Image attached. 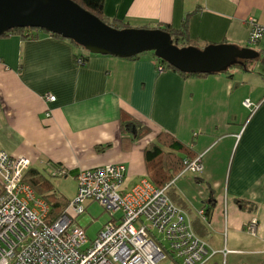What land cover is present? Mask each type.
Returning <instances> with one entry per match:
<instances>
[{"label":"crops","instance_id":"0c3cea01","mask_svg":"<svg viewBox=\"0 0 264 264\" xmlns=\"http://www.w3.org/2000/svg\"><path fill=\"white\" fill-rule=\"evenodd\" d=\"M103 13L132 27L185 22L198 46L231 43L258 51L247 69L183 76L157 71L151 53H88L66 38L38 32L0 36V148L30 167L64 176L122 163L130 188L163 185L144 149L166 132L200 154L202 169L168 183L179 207L200 222L195 232L216 252L206 264L264 259V0H104ZM254 25L261 35L248 43ZM81 55V62L77 61ZM53 95L47 100L46 95ZM248 99L253 106L242 104ZM147 129L144 134L140 126ZM123 181V182H124ZM131 183V184H130ZM254 203V209L249 204ZM177 205V204H176ZM211 206L207 220L197 210ZM257 219L254 235L243 224ZM226 249V251L224 250Z\"/></svg>","mask_w":264,"mask_h":264},{"label":"built area","instance_id":"2783aa9c","mask_svg":"<svg viewBox=\"0 0 264 264\" xmlns=\"http://www.w3.org/2000/svg\"><path fill=\"white\" fill-rule=\"evenodd\" d=\"M261 31L260 25H254L248 43L258 40ZM77 61L81 62L80 56ZM156 69L161 71V66ZM242 104L253 106L248 99ZM30 164L26 156L0 148V264H206L216 252L194 232L187 212L167 194L170 182L154 188L143 181L124 191L122 163L80 169L74 197L53 221L46 222L49 205L22 181ZM184 164L181 173L199 172L200 154L184 159ZM63 173L60 167L50 170L52 176ZM91 202L101 205L109 219L88 239L75 217ZM197 213L205 220L203 208ZM256 227L255 217L243 224L251 235ZM153 231L167 248L152 238Z\"/></svg>","mask_w":264,"mask_h":264},{"label":"water","instance_id":"95a60500","mask_svg":"<svg viewBox=\"0 0 264 264\" xmlns=\"http://www.w3.org/2000/svg\"><path fill=\"white\" fill-rule=\"evenodd\" d=\"M15 27H36L58 34L90 53L128 57L151 51L186 73H219L259 58L253 48L231 43L178 46L160 28H115L73 0H0V35Z\"/></svg>","mask_w":264,"mask_h":264},{"label":"trees","instance_id":"16d2710c","mask_svg":"<svg viewBox=\"0 0 264 264\" xmlns=\"http://www.w3.org/2000/svg\"><path fill=\"white\" fill-rule=\"evenodd\" d=\"M73 1L78 3L81 7H83L90 13L94 14L104 23L112 27H115V28L132 27L128 23L118 20L114 17L110 18V17L105 16L103 13L104 0H73ZM141 27H149V26H141ZM154 27L167 31L170 34L172 42L178 46H186V45L198 46L196 41H194L188 36L186 25H185V22L183 21L178 28L171 27L170 25L166 23H159L155 25ZM40 31L48 33L47 31L40 29V28H36V27H15V28H11L7 30L0 36L7 35L9 33H18L22 38H35L37 37L38 32ZM48 34L52 36H56V37H61L60 35L55 34V33H48ZM68 40L71 41L76 47L81 48L80 46L75 44L72 40L70 39ZM199 47H202V46H199ZM83 50L86 51L85 49ZM151 54L153 55L155 67L157 65H160L161 70L169 68L183 76H189V75L201 76V75L207 74V73L182 72L174 68L173 66L169 65L165 61L159 59L152 52ZM137 55H132L128 57L135 58L137 57ZM79 56L82 58L81 55H78V57ZM249 63L250 61H245L244 66L242 65H232V66L233 67L238 66L243 69H247L248 68L247 66ZM232 66L228 67L225 71L219 72V73H228L229 69ZM146 131L147 129L145 128V126L141 125L140 131H138L140 133L139 134L137 133L136 136L144 134ZM186 147L187 145H184L183 143L179 142L176 138H174L172 135L166 132H163V131L157 135L156 143H148L146 145L144 149L145 160L147 162L148 169L152 171L153 174L158 177L157 179H155V182H159L161 184L163 181H166L163 185L157 186V188H160L166 185L168 181H170L176 174L182 171V169L185 166L184 159L190 160L194 158V156H189L186 154L170 155L167 152V148L174 150L175 152L177 151L183 152L185 149H187ZM63 174H65V170ZM50 176L52 175L50 174ZM22 181L28 184L33 189V191L34 189H36L40 193V196H41L40 199H42L44 202H46V204L49 205V211L45 218L46 222L53 221L60 214V212L63 210V208L66 206V204L69 201V200L62 201L58 196H55L54 194L55 192L45 193V191H47L46 189H49V188L46 183L45 177L42 175L41 171L38 170L37 168L29 167L24 173L22 177ZM1 192L2 190L0 188V194ZM167 194L169 195V197L175 204L179 205V202L176 200V197L174 196V192L172 191V184L168 185ZM254 206H255L254 203H250L249 209L250 210L254 209L255 208ZM203 209H204V214H205V220H207L210 214V211H211V206L210 205L206 206V208H203ZM191 225H192L194 232L197 231L196 226H199V228L202 226L200 222H197L195 219L191 221ZM259 264H264V259Z\"/></svg>","mask_w":264,"mask_h":264},{"label":"rangeland","instance_id":"374dc122","mask_svg":"<svg viewBox=\"0 0 264 264\" xmlns=\"http://www.w3.org/2000/svg\"><path fill=\"white\" fill-rule=\"evenodd\" d=\"M142 53H151V51H145ZM259 59V58H258ZM256 60V59H255ZM233 67V66H232ZM42 175L45 177L48 188L45 193L55 192V196H58L62 201L70 200L74 197L76 181L71 175H58V176H50L49 172L41 171ZM186 175L192 176L193 174ZM196 174V173H194ZM124 181V180H123ZM131 184V183H130ZM123 190L126 191L130 189V185H127L126 182H123ZM34 194L37 198H40V193L34 189ZM29 205L32 206V203L29 202ZM109 219L107 212L103 209L101 205L97 202L89 203L85 210L75 217V221L85 227V233L88 239H93L96 232L99 228ZM152 238L162 246L168 247V244L165 240L162 239L161 235L157 232H152ZM174 260L180 263V259Z\"/></svg>","mask_w":264,"mask_h":264}]
</instances>
